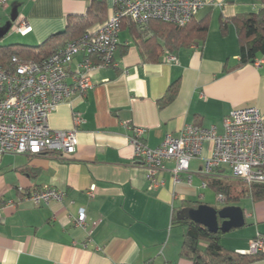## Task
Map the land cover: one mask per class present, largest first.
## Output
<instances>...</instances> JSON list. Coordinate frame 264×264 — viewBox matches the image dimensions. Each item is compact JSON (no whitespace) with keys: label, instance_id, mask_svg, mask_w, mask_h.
Wrapping results in <instances>:
<instances>
[{"label":"crops","instance_id":"obj_1","mask_svg":"<svg viewBox=\"0 0 264 264\" xmlns=\"http://www.w3.org/2000/svg\"><path fill=\"white\" fill-rule=\"evenodd\" d=\"M91 1L9 0L0 8V28L17 8L18 18H24L31 30L23 34L15 23L0 36V46L39 45L65 29L68 14L85 13ZM106 1L110 16L113 0ZM204 2L195 20L209 19L207 37L172 53L177 62L166 61L169 52L162 38L158 48L148 42L154 36L151 22L142 26L123 21L114 64L95 70L91 89L76 93L49 115L52 129H77L73 156L0 152V201L15 202L0 211V264H194L181 256L188 225L172 219L185 206L213 205L206 201L212 192L202 172L203 157L211 154L213 142L204 143L203 156L191 160L177 182L174 163H167L157 178L162 185L154 187L129 137L130 126L144 127L143 142L155 148L168 133L178 134L189 123L214 126L222 133L232 110L255 106L264 112V55L240 65L241 45L230 21L257 13L261 4ZM222 20L227 21L225 28ZM177 79L178 95L161 109L158 100ZM74 113L81 115L82 124L75 125ZM226 170L216 169L209 177L224 180ZM92 185L96 189L90 196ZM43 186L64 191V199L34 205L27 197ZM233 205L244 209L246 224L226 233L222 243L243 252L252 239L264 237V200L245 196ZM81 208L89 220L98 222L88 247L86 232L75 222ZM251 264H264V259Z\"/></svg>","mask_w":264,"mask_h":264},{"label":"built area","instance_id":"obj_2","mask_svg":"<svg viewBox=\"0 0 264 264\" xmlns=\"http://www.w3.org/2000/svg\"><path fill=\"white\" fill-rule=\"evenodd\" d=\"M204 3V0H113V11L104 23L88 30L47 59L25 61L13 56V69L0 66V152L47 153L61 158L73 156L78 145L77 129H52L49 115L76 93L91 89L95 70L114 64L123 21L147 26L156 20L184 27L195 19ZM8 4L9 0H0V8H6ZM15 23L23 34L31 30L24 18H17ZM166 61L177 62V57L168 53ZM74 122L78 126L84 121L80 114L74 113ZM130 129L129 140L136 160L147 169L154 187L162 185L157 178L169 162L174 163V178L179 181V174L189 170L191 160L203 156L207 141L213 142V150L203 157L204 175L227 167L233 177L248 186L264 184V112L255 106L232 110L224 121L222 133H218L214 126L206 128L189 123L178 134L168 133L155 148L143 142L144 127L130 126ZM191 177L188 174L187 179L190 181ZM95 189L92 185L88 194L93 196ZM64 197V191L43 186L29 193L27 199L39 206L52 201L61 202ZM218 199L223 201L222 196ZM14 204L12 200L0 201V211ZM75 222L86 232L84 247H88L98 222L89 220L84 208L79 210ZM260 252H264V237L258 236L241 253Z\"/></svg>","mask_w":264,"mask_h":264},{"label":"trees","instance_id":"obj_3","mask_svg":"<svg viewBox=\"0 0 264 264\" xmlns=\"http://www.w3.org/2000/svg\"><path fill=\"white\" fill-rule=\"evenodd\" d=\"M261 8L255 14H240L233 17L232 21L237 30L241 45L240 65L254 63L258 54L264 55V0H256ZM109 17V7L106 0H92L85 13L68 14L65 29L52 34L41 44L36 46L12 44L0 46V66L13 69V56L25 61H42L50 55L63 49L69 42L81 37L88 30L104 23ZM227 21H221V27L225 28ZM209 19L201 21L192 20L184 27L151 21L154 36L148 42L156 45L158 38L164 41V48L169 53H174L182 48L189 47L193 43L203 42L209 31ZM150 46V45H148ZM153 51V49H151ZM151 51H149V54ZM225 72L228 68L224 69ZM180 80L177 79L167 88L164 96L158 100L162 109L171 103L178 95ZM205 183L215 190L217 196H222L226 205L239 203L245 196H250L254 202L264 200V184L254 183L250 186L240 180L230 183L225 180H217L206 175ZM190 205V204H187ZM199 204L191 205L198 206ZM174 212L172 222L174 224H187L181 256L194 264H251L264 259V252L257 254H245L226 248L222 239L224 233H213L205 226L190 220H181ZM204 243L205 245H202Z\"/></svg>","mask_w":264,"mask_h":264},{"label":"water","instance_id":"obj_4","mask_svg":"<svg viewBox=\"0 0 264 264\" xmlns=\"http://www.w3.org/2000/svg\"><path fill=\"white\" fill-rule=\"evenodd\" d=\"M18 18V10L14 8L10 19L0 28V36H4L11 29ZM177 217L181 220H190L208 228L210 232L229 233L233 229H238L246 224L245 211L239 205H226L222 208L201 203L198 206H185L177 212Z\"/></svg>","mask_w":264,"mask_h":264},{"label":"rangeland","instance_id":"obj_5","mask_svg":"<svg viewBox=\"0 0 264 264\" xmlns=\"http://www.w3.org/2000/svg\"><path fill=\"white\" fill-rule=\"evenodd\" d=\"M224 180L227 181V182H230V183H237L238 179H236L235 177H233L231 171L229 170V168H227L226 172L224 173ZM210 190L212 192L211 194V198L207 199L206 201L209 202V203H212L213 205L212 206H215V207H222L221 204L224 203L222 201H219V199H217V195L215 193V190L212 189L210 187ZM204 204H207V203H204ZM209 205V204H208ZM236 230H242V229H236Z\"/></svg>","mask_w":264,"mask_h":264}]
</instances>
